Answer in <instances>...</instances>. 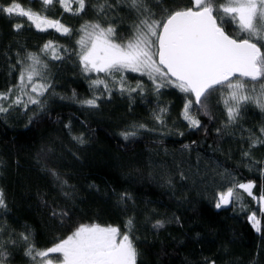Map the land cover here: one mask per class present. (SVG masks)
<instances>
[{
    "label": "trees",
    "instance_id": "obj_1",
    "mask_svg": "<svg viewBox=\"0 0 264 264\" xmlns=\"http://www.w3.org/2000/svg\"><path fill=\"white\" fill-rule=\"evenodd\" d=\"M9 2L0 0V5ZM18 2L59 20L71 34L53 28L39 31L26 17L0 13V92L18 84V61H26L29 53L47 64L45 76L51 84L40 97L43 108L29 105L27 110L0 113V189L7 205L0 208L4 264H31L21 233H31L36 247L47 249L79 224L121 225L125 231L129 219L138 264H264V230L256 232L248 220L256 212L264 229L258 203L239 190L240 202L215 207L217 194L233 177L239 183L254 181L257 196L264 188V145L249 147V134L259 135L264 127V110L255 100L243 104L232 123L223 103L227 89L220 87L207 97L206 108L193 105L201 125L191 128L182 115L186 100L194 99L190 94L172 85L157 92L147 75L130 71L123 73L126 85L139 82L143 90L121 93L116 83L120 73L113 77L83 71L77 41L84 25L115 26L118 43L132 37L142 15L125 0H107L115 5L107 15L98 14L99 0H87L90 6L79 15L59 4L45 8L41 0ZM143 4L156 19L163 18L165 9L192 6L191 0ZM17 23L23 25L19 31ZM225 29L242 35L232 24ZM50 41L61 59H53L51 50L42 51ZM98 78L107 82L110 93L103 85L91 86ZM245 83L249 95L259 96L260 81ZM94 96L100 97L98 107L79 103ZM123 133L130 135L125 139ZM122 194L130 199L121 200ZM52 209L67 212L63 224L53 219ZM158 220L164 227L155 229Z\"/></svg>",
    "mask_w": 264,
    "mask_h": 264
},
{
    "label": "snow or ice",
    "instance_id": "obj_2",
    "mask_svg": "<svg viewBox=\"0 0 264 264\" xmlns=\"http://www.w3.org/2000/svg\"><path fill=\"white\" fill-rule=\"evenodd\" d=\"M125 2L142 15L132 37L126 42H116V28L111 24L102 26L97 22L86 24L81 29L83 35L77 43L85 73H104L113 77L120 73L116 83L121 93L131 94L138 89L143 90L139 82L136 87L126 85L123 73L130 71L147 75L157 92L160 88L172 85L190 94L194 99L186 100L182 115L191 128L201 125L193 114V105L206 108L205 100L220 87L227 89L223 103L230 122H236L242 105L249 101L255 100L264 110V0H224L223 3H217V0H191L190 7H177L171 11L165 9L162 19L154 18L143 0ZM41 3L45 8L59 4L65 12H72L73 15H79L90 6L87 0H41ZM73 4L77 6L75 9L72 8ZM114 6L107 0H99L96 8L98 14L107 15V9ZM0 13L26 17L39 31L53 28L64 35L71 34V30L59 20L25 9L18 0H10L7 6L0 5ZM225 24L234 25L238 34L242 35H230ZM14 27L19 31L23 25L17 23ZM48 50H51L53 59L62 58L51 41L42 49L45 52ZM26 61H18L21 65L18 84L0 92V113H7L12 108L27 110L29 105L43 108L44 101L40 97L51 88L45 76L47 64L35 53H29ZM245 80L261 82L259 96L248 94ZM100 85L110 93L104 79L91 81L93 88ZM99 98L94 96L79 103L95 108L99 106ZM164 111L166 109H161V112ZM156 119L162 122L160 116H156ZM258 131L259 135L249 134L250 148L264 145V127ZM122 135L127 139L130 134ZM73 139L85 142L82 137ZM249 155V152L244 153L246 157ZM260 172L264 177V165ZM255 187L254 181L239 183L233 177L230 186L217 194L215 207L220 209L240 202L239 190H242L258 203L259 212L264 215V188L257 196L253 192ZM125 199H130V196L122 194L121 200ZM6 207L4 192L0 189V208ZM51 215L63 224L68 214L64 210L52 209ZM248 220L256 232L264 230L256 212L249 215ZM163 227L164 222L159 220L153 225L155 229ZM132 228V219L127 221L125 231L117 226L99 223L79 224L71 234L47 249H38L31 239V233H21L20 238L24 244V255L31 264H138L139 252ZM11 243L15 244L16 241ZM5 256L6 253L0 251V264H4ZM208 264H215V261H209Z\"/></svg>",
    "mask_w": 264,
    "mask_h": 264
},
{
    "label": "rangeland",
    "instance_id": "obj_3",
    "mask_svg": "<svg viewBox=\"0 0 264 264\" xmlns=\"http://www.w3.org/2000/svg\"><path fill=\"white\" fill-rule=\"evenodd\" d=\"M224 2V0L221 2V3H223ZM88 24H91V23H88ZM82 35H83V33H82ZM137 73V72H136ZM259 87L257 86V88L255 89V90H257ZM117 227H119L120 229H121V225H117Z\"/></svg>",
    "mask_w": 264,
    "mask_h": 264
}]
</instances>
